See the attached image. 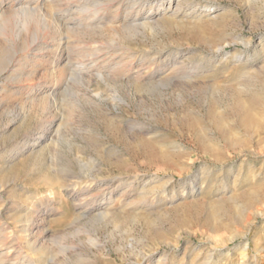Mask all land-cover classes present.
Here are the masks:
<instances>
[{"label": "rangeland", "instance_id": "1", "mask_svg": "<svg viewBox=\"0 0 264 264\" xmlns=\"http://www.w3.org/2000/svg\"><path fill=\"white\" fill-rule=\"evenodd\" d=\"M62 1L0 0V234L38 264H264V0L87 3L56 66Z\"/></svg>", "mask_w": 264, "mask_h": 264}, {"label": "bare ground", "instance_id": "2", "mask_svg": "<svg viewBox=\"0 0 264 264\" xmlns=\"http://www.w3.org/2000/svg\"><path fill=\"white\" fill-rule=\"evenodd\" d=\"M64 1V0H63ZM62 1V3H64ZM68 2H70L71 0H67ZM73 1V0H72ZM136 0H77L76 1V5H72L70 4L69 5V9L67 10V15H64L62 16V13L58 14V15H55V16H52L50 17L49 19L52 20V23H53V27H54V36H53V48H56V50L53 51L55 57H54V63L56 64L57 66V63L58 62H64L65 59H67V56L68 53L67 51L69 50H65V48L67 49V46L65 45V43L63 42V40H58L57 37L59 36L60 32H62L61 30H67V31H72V27L74 26H78V29H79V26H82L83 24H85L86 22H88L87 20L89 19H85L83 17H78L79 18H70L71 16V13H78V14H81L83 15V13L85 12L84 11V8L85 6L87 5V3H95V4H98V6H103V7H106L107 9L109 7V9H112L114 8V10L118 13L119 10L125 6L127 3L129 2H135ZM35 3V2H34ZM47 3V2H46ZM61 3V4H62ZM38 4V2L36 3ZM60 4V5H61ZM57 6V4H56ZM60 7V6H58ZM63 8V7H61ZM38 9V8H37ZM60 9V8H59ZM129 9V8H128ZM132 9V8H131ZM34 10V11H33ZM90 10V9H89ZM99 10V9H98ZM104 10V9H102ZM21 11V10H20ZM31 12H34L35 14V9H30ZM29 11V12H30ZM37 11V10H36ZM58 11V10H57ZM62 12V11H61ZM89 12V11H88ZM97 12V11H95ZM106 12V11H105ZM20 13V12H19ZM87 13V12H86ZM110 13V12H109ZM130 13V12H129ZM128 12L126 13V16H125V20H122L121 22L125 24L124 27H121V28H130V25L134 24V23H137L139 22L140 20H145V16H131ZM4 14V13H3ZM18 15V12L16 13ZM64 14V13H63ZM114 14V13H113ZM26 15V14H25ZM85 15V14H84ZM45 16V15H44ZM73 16V15H72ZM76 16V15H75ZM86 16V15H85ZM19 17V16H18ZM23 17V16H22ZM36 17V16H35ZM92 17V16H89V18ZM29 18V17H28ZM47 18V16H46ZM87 18V17H86ZM5 19V17H4ZM3 19V16L2 14L0 13V31L2 30V28H4V26L7 25V21ZM8 19V18H6ZM38 19V18H37ZM44 19V18H43ZM91 19V18H90ZM27 20V19H25ZM39 20V19H38ZM116 20V19H115ZM20 21V19H19ZM43 21V20H42ZM46 21V20H45ZM49 21V20H48ZM112 21V20H111ZM32 22V18H31V21ZM38 22V21H37ZM90 22V21H89ZM91 22H99V21H91ZM26 23V22H24ZM22 23V24H24ZM48 24H51V22H46ZM113 23V22H112ZM115 23V22H114ZM42 24V23H41ZM40 25V24H39ZM45 25V24H44ZM43 25V26H44ZM89 26V25H88ZM46 27V26H45ZM93 27V26H92ZM6 28V27H5ZM44 28V27H43ZM52 28V27H51ZM83 28V27H82ZM85 28V27H84ZM46 30V29H44ZM22 34V33H21ZM36 36V35H35ZM34 37V36H33ZM16 39V38H15ZM21 39V38H20ZM47 39V38H46ZM9 40V39H8ZM20 41V40H19ZM24 41V40H23ZM15 42V41H14ZM47 43V42H46ZM14 44V43H13ZM16 44V43H15ZM38 45V39L37 37L33 38L32 42L30 41L29 44H27V46H25V51L24 52H28V51H33L36 46ZM66 46V47H65ZM12 47V46H11ZM10 48V47H9ZM13 48H16L14 50V52H12L10 54V57L9 59L5 62V66L4 68L0 71V75L6 71L7 69L10 68V66L15 62L17 61V57H18V54H19V51L17 49L16 46H13ZM47 48V47H46ZM11 51V50H10ZM35 51V50H34ZM27 54V53H26ZM66 58H64V57ZM53 60V59H52ZM60 64V63H58ZM69 65V62L67 63ZM73 66V65H72ZM68 68V66H67ZM70 68V67H69ZM76 69V66L74 67ZM79 68V67H78ZM66 69V68H65ZM74 70V69H73ZM82 70V69H81ZM84 70V69H83ZM68 71H70L68 69ZM79 71V69H78ZM67 72V71H65ZM68 73V72H67ZM82 73V72H81ZM80 73V74H81ZM67 75V74H66ZM74 76V74H73ZM81 81V80H80ZM63 85V84H62ZM49 99V98H48ZM50 130V129H49ZM47 138V133L46 132H43L42 136L39 138V140H44ZM53 191V190H52ZM5 233V232H4ZM26 237V236H25ZM24 237V238H25ZM34 236L31 235V233L28 234L27 236V242H30V240L33 239ZM17 240H15L14 242H11V243H8L7 242V238L0 234V264H38L39 263V259H36L34 258L33 256L26 254L25 252V247L22 244L19 245V243L17 242ZM16 242L18 244H16ZM36 244H34L33 246V249L34 251H37L39 249V246H40V236L37 237L36 239ZM26 244V243H25Z\"/></svg>", "mask_w": 264, "mask_h": 264}]
</instances>
